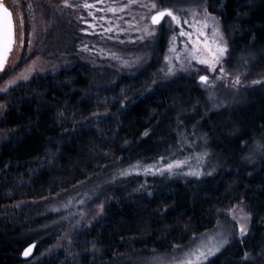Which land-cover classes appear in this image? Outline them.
I'll return each instance as SVG.
<instances>
[{
  "label": "trees",
  "instance_id": "trees-1",
  "mask_svg": "<svg viewBox=\"0 0 264 264\" xmlns=\"http://www.w3.org/2000/svg\"><path fill=\"white\" fill-rule=\"evenodd\" d=\"M204 1L160 0L173 13ZM236 21L226 30L223 61L230 78H239L232 93L205 90L196 75H165L166 31L144 46V68L125 75L106 62L83 64L74 49L51 47L60 23L53 22L49 49L71 54L72 66L34 77L1 98L7 109L0 120V264H120L164 255L213 229L228 206L241 203L248 216L243 238L206 264H264V197L245 201L235 177L237 165L254 169L264 158V128L251 130L252 118L240 113L264 90V39L233 52L234 39L250 35L254 25L246 15ZM61 26L76 43L79 34ZM248 131L240 158L233 146L220 148ZM187 143L207 156L201 177L167 179L174 171L157 167L151 172L176 161ZM86 181L96 188L94 204L105 205L103 215L75 231V248L55 253L64 224L33 234L31 215ZM32 242L35 254L23 261L22 250ZM92 249L99 252L95 258L79 255Z\"/></svg>",
  "mask_w": 264,
  "mask_h": 264
},
{
  "label": "rangeland",
  "instance_id": "rangeland-1",
  "mask_svg": "<svg viewBox=\"0 0 264 264\" xmlns=\"http://www.w3.org/2000/svg\"><path fill=\"white\" fill-rule=\"evenodd\" d=\"M3 2L11 12L14 41L7 63L0 72V120L7 109L1 98L10 90L29 82L34 77L57 75L61 70L72 66V63L67 64L71 54L65 55L63 51L55 53L49 49L48 37L54 32L55 20L60 23L54 41L50 42L51 47L74 49L75 57L83 64L90 63L97 66L99 62H106L125 75L144 68L149 60L143 52L144 46L151 45L161 30L166 31L168 37L162 67L164 74L196 75L200 86L212 92L222 90L232 93L239 87V81L230 78L225 70L224 72L219 70L224 69L223 61L229 53L226 40L227 27L238 24L236 19L239 15H246L254 24L250 35H239L234 39L233 52L255 48L264 39V0H205L201 5L174 13L180 20L179 24L166 16L158 26L151 24V17L157 11H163L160 0H135V2L131 0H3ZM153 2L156 3V8L150 6ZM85 4L90 7H85ZM113 8L116 10L110 11ZM62 24L75 35L79 34L76 43H73L67 31L63 30ZM205 24H207L206 28ZM198 29L207 33L210 42L217 41L227 45V52L214 65L215 71L212 70V65L199 62L201 58L211 59L207 53L201 51L199 56L194 57L193 40L180 35L183 30L192 33L194 39ZM215 29L219 30L218 33ZM200 38L203 40L205 37ZM215 46L216 44L212 43V47ZM200 47L202 49L203 45L201 44ZM169 67L173 69L171 73L168 72ZM200 76H207V82L201 81ZM240 113L252 118L251 130L263 129L264 90L252 94ZM2 136L3 133L0 132V140ZM249 137L250 131L243 133L233 145L224 144L220 148L227 151L228 147L233 146L236 157L240 158ZM192 146L193 143L181 146L175 160H187V163L181 167H174L171 170L174 171L173 174H165L167 179H176L191 173L194 168H200V174H203L207 156L202 152L193 151ZM156 167L168 172L165 165L160 164L152 168L151 172L155 171ZM235 177L245 201H249L252 197H264V158L254 169L237 165ZM87 181L41 204L31 215L36 227L33 234L39 231L52 232L64 224L53 251L55 253L65 248H75L73 238L75 231H79L84 224L91 226L103 215L105 205L94 204L96 188ZM247 228L248 216L245 205L232 204L222 212L213 229L193 237L187 244L174 247L171 252L164 255L154 254L126 259L120 264H179L180 261L195 260V256L189 255L193 251L204 252L205 255L201 257L199 264H206L232 245L235 239L243 238ZM98 253L92 249L89 252H80L79 255L95 258ZM39 261L40 259L33 263L37 264Z\"/></svg>",
  "mask_w": 264,
  "mask_h": 264
},
{
  "label": "snow or ice",
  "instance_id": "snow-or-ice-1",
  "mask_svg": "<svg viewBox=\"0 0 264 264\" xmlns=\"http://www.w3.org/2000/svg\"><path fill=\"white\" fill-rule=\"evenodd\" d=\"M131 2H135V0H131ZM127 6V5H126ZM152 8H156L157 5L156 3H151L150 5ZM85 7H90V5L85 4ZM147 7V5H146ZM116 9H110V11H115ZM6 15H10L7 11V9L4 10ZM165 15L169 16L172 18V20H175L178 24L180 23L179 18L170 10V9H164L163 11H157L155 15H152L151 20L153 24L159 23L161 18H163ZM185 23H187V21H185ZM205 28L207 27V24H205L204 26ZM218 29H215V32L218 33ZM181 36H187L190 40H193V49H192V55L194 57L199 56L201 51H204L207 53V55L211 58V59H206V58H201L199 60V62L201 64H206V65H212V70L215 71V67L214 65L216 63L219 62L220 57L223 56L226 52H227V45L226 43H220L217 41H209L207 39V33L205 32H201L199 29L197 30V35L195 36V38L193 39V35L190 32H186V31H181L180 32ZM201 36H204L205 38L203 40H201ZM222 39V37H221ZM12 41V37H11V33H9L8 36V43L11 44ZM212 43H215L216 46L215 48L212 47ZM21 44H23V41H21ZM203 45V48L201 49L200 45ZM187 47V45H186ZM165 59H168V57H165ZM177 59H179V57H177ZM2 66V65H0ZM221 72H224L223 68L219 69ZM173 71V69L171 67L168 68V72L171 73ZM200 80L201 81H205L207 82L208 77L207 76H200ZM239 80V78H237V81ZM260 147H264V145L260 146ZM161 159H163V157H161ZM187 163V160L184 161H173V163H168L165 164V169H167L168 171H171L174 167H181L184 164ZM158 171H161V173L163 172L162 169H157ZM190 174H194V175H199V172H191ZM243 226H241V231L243 232ZM27 251L25 252V255H27ZM189 255L195 256V260H184V261H180L179 264H199V261L201 259L202 256L205 255L204 252H198V251H193L191 252Z\"/></svg>",
  "mask_w": 264,
  "mask_h": 264
},
{
  "label": "water",
  "instance_id": "water-1",
  "mask_svg": "<svg viewBox=\"0 0 264 264\" xmlns=\"http://www.w3.org/2000/svg\"><path fill=\"white\" fill-rule=\"evenodd\" d=\"M5 9H7V7L5 6L3 0H0V65H2L0 66V72L3 71L13 46V42L11 44L8 43L9 33H11L12 41H14V30L11 12L7 9L10 15H6L4 11ZM166 16L167 15L161 18L160 22L156 24H153L151 20V24L154 26L160 25V23L164 20ZM36 246L37 245L35 242L26 245L25 248L22 250L21 259L23 261H28L32 259L35 254ZM26 251L28 253L27 255H25Z\"/></svg>",
  "mask_w": 264,
  "mask_h": 264
}]
</instances>
